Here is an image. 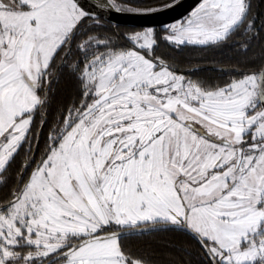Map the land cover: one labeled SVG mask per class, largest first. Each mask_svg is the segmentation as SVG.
Returning a JSON list of instances; mask_svg holds the SVG:
<instances>
[{"label": "snow or ice", "instance_id": "snow-or-ice-1", "mask_svg": "<svg viewBox=\"0 0 264 264\" xmlns=\"http://www.w3.org/2000/svg\"><path fill=\"white\" fill-rule=\"evenodd\" d=\"M258 7L200 0L160 39L247 51ZM93 15L80 0H0V264H156L122 243L156 231L195 241L200 264H264V59L209 86L156 55L153 29L93 36ZM61 73L76 98L53 108Z\"/></svg>", "mask_w": 264, "mask_h": 264}, {"label": "trees", "instance_id": "trees-1", "mask_svg": "<svg viewBox=\"0 0 264 264\" xmlns=\"http://www.w3.org/2000/svg\"><path fill=\"white\" fill-rule=\"evenodd\" d=\"M94 3L110 7L111 0H91ZM179 0H118L122 6L129 9H138L139 11H129L123 13H149V9L159 11L166 7L163 5H172ZM259 5L258 11L264 13V4L256 0ZM151 11V12H155ZM96 20V19H94ZM93 20V21H94ZM98 30L91 31L93 36H103L116 32L117 34H126L132 29L116 27L109 23L99 20ZM93 28L92 22L84 26V31ZM154 32L159 40L156 48V55L162 57L167 64L176 71H186L192 79L202 81L209 86L224 85L232 79L239 78L242 74L248 72L253 66H259L261 59H264V34L255 41H252L245 51L241 45L242 39L234 38L233 42L221 48H201L197 46H175L166 43L160 37L165 32L164 29H156ZM86 38V37H84ZM119 43H124L120 41ZM75 51V50H74ZM54 97L53 108L60 105H70L76 98V89L74 82L66 73L57 76L56 82L52 85ZM49 123L52 122L51 111L47 117ZM39 123V120L37 121ZM55 127V125H53ZM38 129V128H37ZM35 129V130H37ZM49 133V128L45 127L41 134L40 148L44 147V142ZM38 154H41L38 152ZM29 153L26 149L21 151L17 157L16 164L13 165L9 173V187L12 186V180L15 179L16 169L21 162L26 163ZM10 182V184H9ZM6 194V193H5ZM122 243L136 255H144L153 259L156 264H200L197 256L198 245L189 237L169 231H156L146 233L142 236H132L125 238Z\"/></svg>", "mask_w": 264, "mask_h": 264}, {"label": "water", "instance_id": "water-1", "mask_svg": "<svg viewBox=\"0 0 264 264\" xmlns=\"http://www.w3.org/2000/svg\"><path fill=\"white\" fill-rule=\"evenodd\" d=\"M80 3L94 13L93 17L115 26L155 29L183 20L200 3V0H179L164 9L149 13H117L91 0H80Z\"/></svg>", "mask_w": 264, "mask_h": 264}, {"label": "flooded vegetation", "instance_id": "flooded-vegetation-1", "mask_svg": "<svg viewBox=\"0 0 264 264\" xmlns=\"http://www.w3.org/2000/svg\"><path fill=\"white\" fill-rule=\"evenodd\" d=\"M98 5V4H97ZM99 6H101V5H99ZM101 7H104V8H108V9H110V7H109V5H108V7H105V6H101ZM94 19H99V18H95V17H93V20ZM185 19V18H184ZM183 19V20H184ZM99 20H102V19H99ZM103 22H106V21H104V20H102ZM182 21V20H181ZM106 23H109V22H106ZM110 25H113V24H111V23H109ZM113 26H115V25H113ZM116 27H121V28H127V29H132L133 31H130V32H128V33H126V34H132V33H135V32H139V31H144V30H146V29H139V28H130V27H122V26H116ZM156 29H164L165 31H166V28L165 27H160V28H155V29H153V30H156ZM178 47V46H177ZM177 72H179V73H183V74H186L187 76H189L190 78H191V76L190 75H188L187 73H186V71H177ZM41 119V117L40 116H38L37 117V121L38 120H40ZM37 132H39V129H37L36 130ZM41 139H42V137H41V134H40V141H41ZM44 144H45V142H44ZM26 151H27V149H26ZM39 157H40V154H38V152H36L35 153V159L38 161L39 160ZM33 158V154H31V153H29V156H28V159H27V162L26 163H28V161L29 160H31ZM33 167H34V165H33ZM31 169H29V171H30ZM9 184H10V182H9ZM8 186H10V185H8ZM13 186V185H12ZM11 186V187H12ZM4 191V193H6L7 192V189H4L3 190Z\"/></svg>", "mask_w": 264, "mask_h": 264}]
</instances>
